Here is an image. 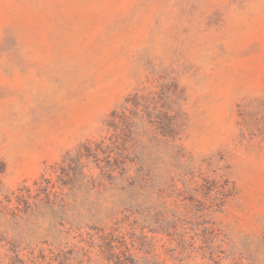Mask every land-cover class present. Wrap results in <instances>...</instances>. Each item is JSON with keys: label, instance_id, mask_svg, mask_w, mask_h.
Here are the masks:
<instances>
[{"label": "rangeland", "instance_id": "1", "mask_svg": "<svg viewBox=\"0 0 264 264\" xmlns=\"http://www.w3.org/2000/svg\"><path fill=\"white\" fill-rule=\"evenodd\" d=\"M0 264H264V0H0Z\"/></svg>", "mask_w": 264, "mask_h": 264}, {"label": "trees", "instance_id": "2", "mask_svg": "<svg viewBox=\"0 0 264 264\" xmlns=\"http://www.w3.org/2000/svg\"><path fill=\"white\" fill-rule=\"evenodd\" d=\"M117 118V117H116ZM116 118H113V122L116 123ZM128 116L125 114L123 117H119V121L129 124ZM118 120V119H117ZM125 149L120 141L101 138V140H88L86 143H82L75 156H72L71 152H68L63 158V165L60 171L62 174H57L59 180L65 185L64 177H68L70 181H74L75 185L85 187L90 191L97 192L104 179L107 171L117 169L124 170L125 162L124 156ZM87 161H92L95 165V169L99 171V174L88 175L85 170L87 168ZM65 165V167H64ZM46 179L42 176L40 180L34 182V188L28 185H24L19 189L18 195L15 196L16 205L19 207L24 205L28 208L32 207L31 200L37 198L40 200V195L44 191H48L49 187L44 188L43 181ZM33 190L37 192L36 196H32ZM51 194V193H50ZM6 201L11 202V199Z\"/></svg>", "mask_w": 264, "mask_h": 264}]
</instances>
